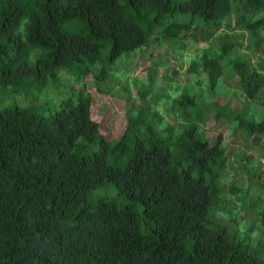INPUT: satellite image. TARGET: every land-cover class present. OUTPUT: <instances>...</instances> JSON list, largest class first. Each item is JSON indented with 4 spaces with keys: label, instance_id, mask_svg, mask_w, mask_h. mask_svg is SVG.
I'll return each mask as SVG.
<instances>
[{
    "label": "trees",
    "instance_id": "obj_1",
    "mask_svg": "<svg viewBox=\"0 0 264 264\" xmlns=\"http://www.w3.org/2000/svg\"><path fill=\"white\" fill-rule=\"evenodd\" d=\"M196 36L205 44L185 61ZM152 46L182 48L177 62L188 76L206 75L196 76L212 92L206 108L215 99L219 116L233 117L254 145L264 141V59L255 54L264 46V0H0L4 86L31 79L42 87L87 64L83 74L104 94L112 73L99 62L139 49L145 57ZM148 60L152 73L162 65ZM123 68L116 72L125 77ZM129 80L123 94L135 87L143 103L127 107L118 139L95 119L96 93L85 85L47 114L36 103L0 109V264H264V183L258 192L254 183L226 184L224 147L206 139L205 117L190 110L194 96L171 100L170 116L182 123L173 130L157 113L164 97L151 96L161 103L154 107L151 85ZM225 88L243 99L242 110L219 103ZM245 169L254 181L262 165ZM110 184L130 203L88 199Z\"/></svg>",
    "mask_w": 264,
    "mask_h": 264
},
{
    "label": "rangeland",
    "instance_id": "obj_2",
    "mask_svg": "<svg viewBox=\"0 0 264 264\" xmlns=\"http://www.w3.org/2000/svg\"><path fill=\"white\" fill-rule=\"evenodd\" d=\"M178 1V0H177ZM185 1V0H183ZM260 14L257 13L256 17ZM188 15H184L186 18ZM71 31L74 32L75 28L72 25ZM191 38V37H190ZM194 40H187L185 43V49L183 56L185 61L189 59H195L191 57L196 54L198 48L205 44V40L201 39V36H196L195 44L191 43ZM185 42V41H184ZM190 42V43H189ZM259 47V46H258ZM256 48V47H255ZM165 53L163 49H155L153 46L149 48V53L145 57H139L140 53L136 50L131 52L129 55L121 56L114 64L109 65L106 61H100L99 67L105 66L112 73L108 76L106 81H103L102 89L104 94L99 90L96 85V81L91 75L83 74L86 68H93V66L83 64L81 68L75 66L69 70H62L65 77L58 75L55 81H49L45 83L44 86H39L37 82L28 79L24 84L8 85L4 86L0 84V109L11 107L15 105L25 106L30 103L45 104L46 114L53 111L57 107V101L63 99L67 96H71L74 90H77L80 85H85L90 91L93 90L96 93V102L94 104V116L103 127L104 133L107 134L109 139H118L125 129L127 122V107L139 108L143 103V100L137 95L138 89L131 87L130 94H123V89L121 88L126 81H130L129 77H133L138 81H143L144 83L151 85L152 90L147 96V101L150 102L154 107L159 106L161 103L154 104L151 100V96L154 94L161 95L163 105L159 106L157 113L160 116L161 125H170L173 130L178 129V125L181 126V122L174 116H170L173 112L168 111L171 100L177 95H180L183 91H186L189 96H194L196 98V107H192L191 112L200 113V115L205 119L202 123L203 133L210 143L211 146L215 145L217 141L222 143L225 150V182L230 185L231 182H237L240 190H245V188L251 187V184L259 186L258 189H254L256 192L262 187L264 183V150L262 153H258L263 145L264 141L259 145H254L252 142V137L247 138L244 132L238 129L237 123L233 122V117L228 113L218 115L220 110L214 108L212 100L209 106L206 105L212 96V92L207 89L206 81H201L197 83L198 79L196 76L200 75L203 80H206V75L191 74L185 72L184 65L180 66L178 59L182 54L178 51V48L165 47ZM256 56L261 55L264 59V46L256 48ZM245 52L253 50H247L244 48ZM175 54L178 56L176 59L170 61V57L173 58ZM185 55V56H184ZM164 57L166 60L164 61ZM148 58L160 59L162 65H159L155 71L152 73V63ZM235 58V57H234ZM183 60H181L182 62ZM227 55H224L221 59V64L223 66L228 63ZM186 64V63H185ZM120 66H124L127 69L128 74L125 77L120 75L123 71L116 72V69ZM123 68V69H124ZM152 77L153 81L150 83L149 78ZM199 77V78H200ZM143 85H141L142 87ZM144 88H148L144 86ZM227 94H219V103L225 104V101H229L228 112H233L232 109L237 111L242 110L245 105L243 99L237 98L230 88H225ZM134 95V96H133ZM168 95V96H167ZM160 96V97H161ZM256 106V105H254ZM256 109V108H255ZM257 113V112H256ZM195 116V115H194ZM256 117H260L256 115ZM259 150V151H258ZM123 166L122 162L114 163L111 161V165ZM249 164L253 167L262 165V170L256 173L255 180H252L250 173L245 169V166ZM248 167V166H247ZM249 168V167H248ZM260 183V184H259ZM264 185L261 189L260 195L264 197L263 191ZM252 197L255 201L254 206H259L261 202L257 198ZM88 199L91 201H97L99 199H104L107 201H114L118 206H124L130 202L123 197L118 188L114 184L102 186L94 191H91L88 195ZM231 199H235L234 196ZM249 199V196L247 197ZM241 214L245 215L247 218L255 219V214L250 211H243ZM250 219V220H252ZM240 222V221H236ZM232 227L235 226L234 221L230 222ZM264 232V231H263ZM257 233V230H255ZM262 234V232L260 233Z\"/></svg>",
    "mask_w": 264,
    "mask_h": 264
}]
</instances>
